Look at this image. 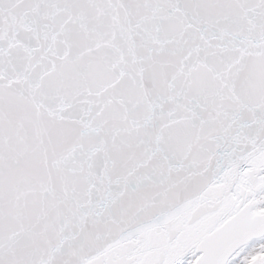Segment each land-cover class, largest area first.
Here are the masks:
<instances>
[{"label":"snow or ice","instance_id":"6c2138e0","mask_svg":"<svg viewBox=\"0 0 264 264\" xmlns=\"http://www.w3.org/2000/svg\"><path fill=\"white\" fill-rule=\"evenodd\" d=\"M0 264H264V0H0Z\"/></svg>","mask_w":264,"mask_h":264}]
</instances>
